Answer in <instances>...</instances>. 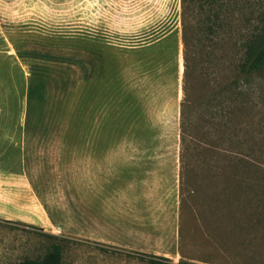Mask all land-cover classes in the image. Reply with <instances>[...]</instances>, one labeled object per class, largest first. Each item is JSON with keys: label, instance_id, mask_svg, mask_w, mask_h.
<instances>
[{"label": "rangeland", "instance_id": "374dc122", "mask_svg": "<svg viewBox=\"0 0 264 264\" xmlns=\"http://www.w3.org/2000/svg\"><path fill=\"white\" fill-rule=\"evenodd\" d=\"M181 11V0H0V52L27 76L12 43L35 51L48 82L30 100L13 93L0 59V264L54 244L61 264H264V67L236 77L264 0H224L211 42L189 22L208 67L194 72L184 212Z\"/></svg>", "mask_w": 264, "mask_h": 264}, {"label": "trees", "instance_id": "16d2710c", "mask_svg": "<svg viewBox=\"0 0 264 264\" xmlns=\"http://www.w3.org/2000/svg\"><path fill=\"white\" fill-rule=\"evenodd\" d=\"M193 5H197L194 12L192 8ZM181 8L183 17V73L181 83L182 98L180 101L181 146L179 150V204L181 212H184L187 209L185 206L190 204V197L193 196L187 187V182H185V174H188L187 166L191 163L194 149L192 145L193 141L191 139L192 134L189 133L190 128L188 123V113L192 109L191 107L193 102L192 95L194 91V72L197 71V67L201 69H207L208 67V59L204 62L206 65L203 63L204 60L199 64L198 59L196 60V56L198 57L202 55L199 54L202 51V47H198L197 44L196 46H193L194 44L190 38L192 29L191 24L196 22L195 26H197L198 33H201L200 36L197 37L196 41H200V37H202L209 39L211 42L212 39L218 36L217 31L221 30L223 27L224 0H181ZM190 11L198 17V20H190ZM185 16L189 17L187 19L189 21L185 22ZM189 22L191 23L190 25ZM12 45L16 50L17 56L20 57L24 64L28 66V75L25 76L24 71L20 69L21 67H19L14 61L12 62L11 57L3 55L0 52V59L7 57V59H9V61H7V66L15 73L14 79L16 80H13V82L16 83V87H14L15 85H12L9 89H11L13 93L16 90L17 92L19 90L20 95H25L29 100L36 95H43L48 89L47 76H45L47 64L42 60H37L36 56L34 57L35 51L20 52L21 49L15 41ZM242 47V57L237 63L236 77L244 82H249L255 75L259 74L260 70L264 67V31L261 34L250 38ZM207 54L210 57L213 54V49L211 48ZM1 73L2 68H0V80L3 78ZM10 75L11 73L8 74L6 72L5 77L10 78ZM2 88L4 87H0V89ZM202 150H205V152L208 151L206 148ZM190 151H192V153H190ZM194 157L199 158L198 156ZM205 157L206 155H202V158ZM203 165L208 170L209 168L211 169L212 166L209 162ZM150 262L153 264H162V262L158 260H150ZM14 264H61V248L58 244H54L39 260L25 258Z\"/></svg>", "mask_w": 264, "mask_h": 264}]
</instances>
